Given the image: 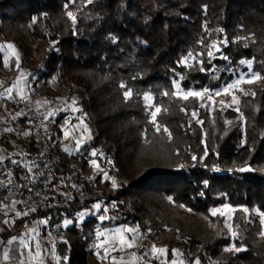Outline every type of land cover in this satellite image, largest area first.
<instances>
[{
	"label": "trees",
	"instance_id": "trees-1",
	"mask_svg": "<svg viewBox=\"0 0 264 264\" xmlns=\"http://www.w3.org/2000/svg\"><path fill=\"white\" fill-rule=\"evenodd\" d=\"M68 11L76 15L75 25ZM223 40L222 58L209 62L201 41L210 45ZM0 43H11L20 61L17 69L11 57L5 67L0 55V93L24 70L31 80L30 100L61 103L74 98L80 109L76 113L85 118L92 136L69 158L62 126L73 111L44 114L54 170L66 177L67 190H54L44 208L27 202L34 208L30 216L0 229L1 252L8 240L20 236L25 223L48 218L51 225L71 221L57 236L60 264H88L96 230L117 226L139 228L148 241L166 250L170 261L264 264L258 218V213L264 215V78L243 85L247 95L235 92L236 107L210 110L193 97L163 95L174 91V82L183 90L215 91L233 79L241 60L251 61L253 72L264 76V0H0ZM197 51L204 53L200 60L211 71L179 63ZM122 83L133 92L127 101ZM145 94L161 108L156 117L160 132L145 106ZM30 121V113H23L12 122L13 140L24 156L11 179L28 174L36 188L43 182L40 142ZM1 147L9 149L8 156L0 157V179H6L19 155L10 141ZM92 150L101 166L113 159L116 173L107 172L116 178L115 188L101 176L93 182L80 180L72 168L70 160L89 172ZM97 203L100 210L93 214ZM224 205L234 209L230 232L222 216L211 214ZM85 212L91 214L79 221ZM101 215L107 219L101 221ZM232 246L245 251L225 250Z\"/></svg>",
	"mask_w": 264,
	"mask_h": 264
},
{
	"label": "rangeland",
	"instance_id": "rangeland-1",
	"mask_svg": "<svg viewBox=\"0 0 264 264\" xmlns=\"http://www.w3.org/2000/svg\"><path fill=\"white\" fill-rule=\"evenodd\" d=\"M217 43L219 44V41ZM6 44L7 43H0V45H6ZM222 45L223 44H219L220 52L215 53L214 58H218V59L222 58ZM213 51L215 52L214 49H213ZM0 55L2 56L3 65H4V57L5 56H9L10 58L14 57V56L10 55V53L8 52L7 49H5L3 52H0ZM21 72H23L25 74L26 79L27 78L29 79L28 72H26L24 70ZM247 73H248L247 65H241L240 68L237 69V71L233 72V75H234L233 79L215 91H219L222 88L227 87V85L234 83L240 77L241 74H247ZM2 81H3V79L0 76V86L2 84ZM30 83H31V80L30 81L28 80L26 86L24 87V93L26 96L25 105H19L18 104V101L20 100V98H19V96H17V97L15 96V94H16L15 91L12 94L13 95L12 99L0 98V106L2 107V112L0 113V126H1L0 132L2 133V136H0V151L3 150L4 153H8L9 149L1 147L3 141L7 140V141H10L11 143H14V145H16V143L13 140L12 122L18 118H21L23 113H27V110L24 111V108L27 109L30 105H33L36 110L39 109L46 115L48 112H52L53 117H56L58 114H60L59 111L61 112L65 109H67L69 111L71 109V107H69V106L71 105L72 101L67 102L65 99L60 100V101H62L61 103L60 102H51L47 98H40L39 100H34V101L30 100V98L28 97V89H29ZM177 83H179V82H177ZM245 84H248V83H242L240 85V89H243L242 87ZM9 87H12V85H10ZM6 88H8V87H6ZM6 88H4L0 94H5ZM174 91H175V88H174ZM215 91H213V92H215ZM237 91H241V90L234 89L231 95L221 94L220 96H214L212 100H209L207 97H205L203 100H199V99L198 100L203 102L204 105L208 106V108L210 110H212L215 107L216 108L225 107L223 104L220 103V101H222V100L225 101L226 103L230 104L229 107H236L237 104L232 103V95H236L235 92H237ZM45 101L47 103H44ZM152 101L153 100L148 102V101L144 100V103H145L147 110H150L151 112L155 110V107L149 108L147 105L149 103L152 104ZM37 102H40V104L38 105ZM225 108H228V107H225ZM18 113L20 115H17ZM81 117L84 119V122L86 123L85 118L82 115H78L76 112H73L71 114H67L66 120L70 121L69 127H71V125L79 124V118H81ZM151 120H152V117H151ZM88 128H89V126H88ZM7 129H10V131H8ZM89 130H90V128H89ZM84 135L87 136L88 133H84ZM80 136H81L80 132H72L71 136L68 139H65V136H64L63 150L65 151L66 147L68 149H70V151H65L67 157L70 158V156H74L79 151V150H76V148H75V140L77 138H80ZM87 141L88 140H85L84 143ZM119 147H120V145H119ZM116 148H118V146ZM93 151L97 152L96 150H92L89 154L90 159L87 160L89 168H90L89 172H84V170L81 167L77 166L76 162H73L72 160H70L72 168L75 170L76 173L79 174L80 180H87L89 182H93V180L95 179L96 176H101L102 179H105L104 173L106 172L108 174L107 171H109V169H111L112 172L116 173V169L113 166V163H114L113 159L107 158V160L105 161V165L101 166L97 162L95 157H93L91 155V153ZM99 155H100V157H103L102 154H99ZM1 156L2 155H0V157ZM93 160H95L96 164L99 165V168L93 167V164L91 163ZM109 161H110V163H109ZM108 177H109L108 179L110 181H113V180L116 181V178L110 176L109 174H108ZM66 188L67 187L65 186V184L61 183L58 185V187L54 188V190L56 192H59V193H65L67 190ZM19 201H20V203H19ZM17 203L19 204V206H18L19 209H17ZM156 206L158 207L157 204H156ZM225 206H227V205L216 208V209L220 210L217 212L216 215L222 216L224 218V223L226 226V224L231 223V218H232V214H233L234 209L228 206V208L233 210V211L229 212ZM33 209L34 208H32L30 206V204L27 203V201H23V200H18V202L11 200L9 206L0 204V215L1 214L4 215V217L0 220V228L2 226H12L15 220L30 216V214L33 212ZM104 209H106V208H104ZM213 210H211V214H212ZM96 211L97 210L94 208L93 214H95ZM181 212L184 213L187 211L184 209H181ZM17 213H19L20 215H17ZM25 213H26V215H25ZM221 213H223V214H221ZM83 214H84L83 218H81L80 215L78 216L79 221L86 218L91 213L85 212ZM262 216H264V215L258 213V218H259L260 223H261V217ZM42 221H43V223H41ZM65 221H67V220H63L61 222H57V223L51 225L50 219L47 218V219H40V220L32 221V223H29V224L25 223L23 225L20 236L17 237L16 239H12V241L13 242L16 241L17 243H20V241L23 240L24 244L27 245V247H25V251L23 253V255L26 258L25 260H23L25 262V264H44L45 261H47V260H49L50 262H55V264H60V259L57 255V251H56V243L58 242L57 236L61 235L62 234L61 230L64 227H66ZM70 224L71 223H69L68 225H70ZM261 227H262V231H264V225L261 224ZM116 228L137 229L138 230L137 232L124 233V236L128 239H131L133 237H138V239L136 240V246H134L131 249L125 248L123 251L113 250V248L119 249L118 242L104 244L106 237L105 236H100L99 238L97 237L98 232H104L110 236ZM227 229H228V232L231 231V230H229L228 227H227ZM42 231H44V232L46 231L47 234L45 233V235L42 236V238L40 239ZM39 240H41V242ZM42 241H47L49 243L48 250H45ZM37 244L40 245L39 249L36 248ZM97 245H104V246L103 247H97ZM153 245L154 244L151 241L147 240L146 234L144 232H142L137 227L117 226V227L98 228L93 235V241L91 242L90 247H89L90 257L88 259V264H121V262H123V264H130L131 258H132V253H135V255L137 257L135 264H172L173 261H177V264H178L180 259L177 257H175L173 260L170 261V259L167 258L166 254H164V255H160L159 253L153 254L151 252ZM106 249L108 252L107 256L105 255ZM36 251L40 252L39 259L38 260H30L29 254L34 255ZM2 255L3 254L0 253V264L3 263L2 262L3 261ZM11 255L12 256L15 255L16 257L12 261H10V258H9L7 260L8 261L7 263L12 264L11 262H13L14 264H20L21 260H18L16 258H19V259L22 258V257H20L21 254L17 253V252L16 253L13 252ZM11 255H9V257Z\"/></svg>",
	"mask_w": 264,
	"mask_h": 264
},
{
	"label": "snow or ice",
	"instance_id": "snow-or-ice-1",
	"mask_svg": "<svg viewBox=\"0 0 264 264\" xmlns=\"http://www.w3.org/2000/svg\"><path fill=\"white\" fill-rule=\"evenodd\" d=\"M74 2V0H73ZM92 0H88V3H91ZM67 7V5H66ZM67 16L69 18V20L72 21V24L75 25L76 24V15L72 12V11H68L67 12ZM33 23H35V20H33ZM219 31V30H218ZM201 44L203 47L206 48L207 50V57L209 58V62L211 61V59H213L215 57V53L220 52V47L219 44H227L226 40L223 41H219V44L216 41H213L210 45H204L203 41H201ZM247 46V45H246ZM5 49L8 50V52L10 53L11 56H14L16 58L15 60V64L17 69L19 68V56L16 52V49L14 48V46L11 43H8L6 45H0V52H3ZM213 49L215 50V52L213 51ZM204 53L202 52H189L187 54V56L183 57L181 59V61H179L180 64H183L189 68L193 67L194 64H200L201 67L198 69L201 72H205V71H211V69H206L203 67V61L200 60V57L203 55ZM9 56H5L4 57V66L7 67L8 66V61H9ZM223 59L227 60L228 57L227 56H223ZM190 61H192L193 63H190ZM241 65H247L248 67V73L247 74H241L240 77L232 84L227 85V87L222 88L219 91H215L213 92L212 90H210L209 88L205 87L204 89H202L201 91H195V90H183L181 89V86L179 83L174 82L173 87L175 88V91L169 93V92H165L163 93V95L165 96H175L180 100H187L190 97L199 99V100H203L205 97H207L209 100H212L214 96H220L221 94L224 95H231L233 90H241L244 92V95H247V91L240 89V85L242 83H254L255 81L261 80L262 78H264V76H262L261 74H257L255 72H253L252 70V62L251 61H246V60H241L240 61ZM27 84V80L25 77V74L23 72H21L19 74V76L17 77L16 81L14 82L12 87H8L5 89V94H0V98H4V99H12L13 98V92L15 91L16 95L19 96V98L21 100L26 99L25 93H24V87ZM120 87L122 89H125L123 95H124V99L125 101L129 100L132 96H133V92L131 89L127 88V86L125 84H121ZM143 99L145 101L150 102L152 100V97L150 95L145 94ZM38 105L40 104V102H37ZM44 103H47L46 101ZM76 100L73 98L71 105L69 107H71V110L73 112H78L80 111L79 108L75 107L76 105ZM221 104H223L225 107H229L230 104L226 103L225 101H220ZM232 103L235 104H239V99L236 95H232ZM149 108H153L155 107L154 105H152L151 103H149L147 105ZM201 107H204V104H201ZM237 111H239V109H236ZM181 111H184V109L182 108ZM161 112V108L160 107H155V110L152 111L150 113L151 117H152V123L154 124L156 131L160 132L161 131V125L159 124V122L157 121L156 117L157 114ZM17 115H20L19 113ZM53 113L52 112H48L47 116H52ZM193 116H196V112H193ZM47 118V117H45ZM241 119H243V117H241ZM198 123H203L202 121H197ZM230 123V122H229ZM70 125V121L66 120L65 121V125L62 126V130L64 131V136L65 139H68L72 132H80L81 136L80 138H77L75 140V148L76 150H79L80 147L83 145L85 140H91L92 136L90 133V130L87 126V124L84 122V119L81 117L79 118V124L77 125H71V127H69ZM8 131H10V129H7ZM164 132H168V129L166 127L163 128ZM84 133H88L87 136L84 135ZM25 136L29 135V133L25 132L24 133ZM169 138H171V134L169 133ZM65 151H70V149H68L67 147L65 148ZM91 155L93 157L97 156V152L93 151L91 153ZM193 159L195 160L196 157H193ZM93 164L94 168H99V165L96 164L95 160H93L91 162ZM110 163V161H109ZM33 167H35V165H33ZM31 170V169H30ZM214 170H218V169H214ZM239 171H251L250 168H242L239 169ZM104 177L105 179H108V174L105 172L104 173ZM112 186L113 188H115L116 182L115 180L112 181ZM170 199V198H169ZM181 207H184L183 205H181ZM227 208V210L229 212L233 211L232 209L228 208V206H225ZM93 208H95L97 211L100 210V204H95L93 205ZM105 213L107 212V209L104 210ZM220 211L219 209H214L212 211V215H216L217 212ZM223 214V213H221ZM17 215H20L19 213H17ZM26 215V213H25ZM83 213L80 214L81 218H83ZM99 219L101 221H104L105 219H107L106 215H101L99 217ZM43 223V221L41 222ZM69 223H71V221H65V226H67ZM261 224L264 225V216L261 217ZM226 226L229 228V230L232 229V225L231 224H226ZM34 231V230H33ZM137 229H132V228H116L114 230V232L109 236L108 234L104 233V232H98L97 233V237L99 238L100 236H105L106 239L104 241V244H109V243H115L118 242L119 244V249L113 248V250H119V251H123L125 248L131 249L134 246H136V240L138 239V237H133L131 239H128L124 236V233H130V232H137ZM233 236L235 237L237 235V233L233 232L232 233ZM261 235L264 236V231L261 232ZM9 244H12L13 241L9 240L8 241ZM20 244L23 245L24 247H27L26 244H24V241L21 240ZM104 245H97V247H103ZM36 248L39 249L40 245L37 244ZM226 251H232V252H242L245 251V249L243 247H236V246H232L231 248H226ZM13 251H15V249H13ZM165 249L164 248H158L156 245L152 246L151 252L153 254L159 253L160 255H164L165 254ZM174 255L179 256L178 253L175 252V250H173ZM108 252L106 249L105 255L107 256ZM30 255V260H38L40 257V252L36 251L34 255L29 254ZM3 258L4 260H8L9 259V252L5 251L3 253ZM66 259V258H65ZM137 257L135 255V253H132V258H131V262L130 264H135ZM20 264H25V262L23 260H21ZM121 264H123V262H121ZM172 264H177V261H173ZM178 264H184L183 260H179ZM192 264H200V261L197 259L194 262H192Z\"/></svg>",
	"mask_w": 264,
	"mask_h": 264
},
{
	"label": "built area",
	"instance_id": "built-area-1",
	"mask_svg": "<svg viewBox=\"0 0 264 264\" xmlns=\"http://www.w3.org/2000/svg\"><path fill=\"white\" fill-rule=\"evenodd\" d=\"M15 96L17 97L16 94ZM25 103L26 99H20L18 101V104L20 105H25ZM27 113H30L31 115L30 123L33 135L40 142V172L43 176V182L40 186L33 188L32 177L28 174L21 175L19 181L11 179L14 174V169L18 167L19 164L23 163L24 156L23 151L17 149L16 145L11 143V148L19 155V159L14 161L10 167H8V176L6 179H0V194L6 199L8 198V204H10L11 200H23L44 208L51 204L48 196L53 192L55 182L59 181L60 184L65 183L67 179L64 175L59 174L54 170L51 156L52 145L49 141V124L46 121L44 113L39 109L36 110L33 105H30L27 108ZM0 136H2L1 132ZM55 206H61V203L55 202Z\"/></svg>",
	"mask_w": 264,
	"mask_h": 264
},
{
	"label": "crops",
	"instance_id": "crops-1",
	"mask_svg": "<svg viewBox=\"0 0 264 264\" xmlns=\"http://www.w3.org/2000/svg\"><path fill=\"white\" fill-rule=\"evenodd\" d=\"M27 81L29 80L28 78L26 79ZM29 83V82H28ZM12 86H13V84H12ZM20 105V104H19ZM27 109L26 108H24V111H26ZM0 155H2L1 157H6V156H8L9 155V152L8 153H4L3 152V150L2 151H0ZM14 201H17L18 202V200H14ZM19 203H20V201H19ZM0 204L1 205H7V206H9V204H8V200L5 198V197H0ZM18 206H19V204L17 203V209H19L18 208ZM4 217V215H0V220L2 219ZM3 227V226H2ZM1 227V228H2ZM0 228V229H1ZM45 233H46V231L44 232V231H42L41 232V237H40V239L42 238V236H44L45 235ZM47 234V233H46ZM9 241V240H8ZM8 241L5 243V245H4V250H3V252H1L0 251V253H4V251H8L9 252V255H11L13 252L14 253H20L21 254V256L20 257H22V258H16V259H18V260H25L26 258H25V256L23 255V253H24V251H25V247L23 246V245H21L20 243H17L16 241L15 242H13L12 244H9L8 243ZM40 242H41V240H39ZM42 243H43V246H44V248H45V250H48V248H49V243L47 242V241H42ZM29 247V246H28ZM13 249H15V251H13ZM3 256V255H2ZM15 255L14 256H10L9 258H10V261H12L13 259H15ZM3 261V263L2 264H10V263H7L8 261L7 260H4V258L2 259ZM12 264H14L13 262H11ZM44 264H55V262H50L49 260H47V261H45V263Z\"/></svg>",
	"mask_w": 264,
	"mask_h": 264
}]
</instances>
